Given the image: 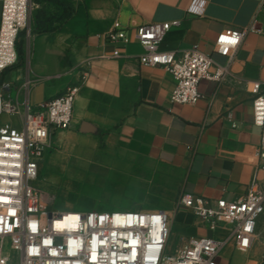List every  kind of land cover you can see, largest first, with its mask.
I'll use <instances>...</instances> for the list:
<instances>
[{"label": "crops", "instance_id": "1", "mask_svg": "<svg viewBox=\"0 0 264 264\" xmlns=\"http://www.w3.org/2000/svg\"><path fill=\"white\" fill-rule=\"evenodd\" d=\"M262 1L82 0L58 30L32 35L30 52L4 75L13 85V103L24 107L27 78L31 107L61 96L70 85L81 86L71 128L52 137L40 164L44 172L47 166L74 164L65 212L165 211L171 217L173 250L195 237L226 238L220 228L213 232L203 225L182 199L233 202L248 193L262 134L254 124L252 94L254 83H264V16L258 15ZM256 17L261 33L244 38L222 83H200L203 98L194 106L171 103L172 76L140 64L144 49L135 40L137 27L179 22L161 51L197 47L225 66L229 53L216 48L218 36L250 27ZM116 21L132 41L99 42L97 35L110 31ZM116 49L119 58L113 57ZM3 120L17 123L7 116ZM57 148H66L65 154ZM80 162L88 165L80 168ZM79 171L83 177L76 176ZM45 193L53 208L56 196ZM230 256L224 260L222 253L221 263Z\"/></svg>", "mask_w": 264, "mask_h": 264}, {"label": "built area", "instance_id": "2", "mask_svg": "<svg viewBox=\"0 0 264 264\" xmlns=\"http://www.w3.org/2000/svg\"><path fill=\"white\" fill-rule=\"evenodd\" d=\"M32 6L33 0H0V264H221L229 245L235 252L252 251L264 222V178L260 177L264 175V83H254L252 88L254 124L262 134L251 162L254 176L247 195L233 202L193 196L182 199L209 230L216 232L224 226L230 232L226 238L195 237L186 247L173 250L171 217L165 211L59 213L52 208V198L35 183L52 137L72 126L81 86L70 85L61 96L31 107V80L27 78L24 107L13 103V85L4 75L20 63L22 34L32 37ZM258 15L264 16V0ZM179 26V22L143 25L136 28L135 40L144 49L139 57L143 67H158L172 76L171 103L188 106L203 98L202 81L225 80L248 33H261L257 17L250 27L221 33L216 48L229 53L227 65L222 66L197 47L161 51L166 35ZM96 38L104 45L132 41L118 21ZM121 56L120 50L113 52L114 58ZM6 116L19 121L5 122ZM228 120L233 123L231 114ZM257 264H264V258Z\"/></svg>", "mask_w": 264, "mask_h": 264}, {"label": "rangeland", "instance_id": "3", "mask_svg": "<svg viewBox=\"0 0 264 264\" xmlns=\"http://www.w3.org/2000/svg\"><path fill=\"white\" fill-rule=\"evenodd\" d=\"M63 3L67 5V7L76 10L78 4L82 0H61ZM44 12L46 13V16L49 17L52 14H59L62 15L61 9L57 7L54 3H51L49 1H44L41 4H37L33 0V6H32V19H31V33L32 35L35 34L36 29V18L39 13ZM32 37H28L27 33H23L20 39L19 43V50L21 52V56H25L30 52L31 49V40ZM14 80L17 79V76H14ZM16 121L18 122L19 119L17 118ZM59 153L65 154L66 148H57ZM74 164H68L67 162L60 164V166L56 165V168L47 166L46 171L40 170V177L38 181L35 183L36 187H39L43 192L51 193L52 195L56 196L55 204L53 206L54 210L65 212L69 211L68 209V200L65 198V195L70 192V182H73V171L72 166ZM88 165L87 163H77V166L82 168L83 166ZM84 172L79 171L78 175L83 177ZM98 176H102L103 174L100 171H97ZM72 211L79 212L75 209ZM115 212V211H113ZM120 212V211H118ZM221 231L223 230V233L226 235H230V232L228 230H225L224 226H220ZM205 233V228H201L200 234L203 235ZM257 243L252 251H250L248 254H241L238 252L231 254V247L230 245L225 248L223 251L224 260L227 259L229 255L230 258H228V263L223 261L221 264H257L264 258V222H262L257 235ZM218 237V235H217ZM172 238V237H171ZM175 239V245L177 243L176 238Z\"/></svg>", "mask_w": 264, "mask_h": 264}, {"label": "trees", "instance_id": "4", "mask_svg": "<svg viewBox=\"0 0 264 264\" xmlns=\"http://www.w3.org/2000/svg\"><path fill=\"white\" fill-rule=\"evenodd\" d=\"M34 1L37 4H41L44 1H49L51 3H54L57 7H59L62 12V15L52 14L49 17H47L46 13L44 12L39 13L36 18V29H35V32L38 34L49 33L58 30L66 22H68L76 12V10L67 7V5L63 3L61 0H34Z\"/></svg>", "mask_w": 264, "mask_h": 264}]
</instances>
